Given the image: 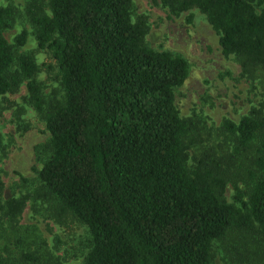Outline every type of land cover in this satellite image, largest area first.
I'll list each match as a JSON object with an SVG mask.
<instances>
[{
    "label": "trees",
    "instance_id": "16d2710c",
    "mask_svg": "<svg viewBox=\"0 0 264 264\" xmlns=\"http://www.w3.org/2000/svg\"><path fill=\"white\" fill-rule=\"evenodd\" d=\"M160 3L173 16L197 8L222 52L264 86V0ZM24 13L31 31L10 43L3 31L17 11L0 2V99L24 85V104L45 124L33 201L84 226L81 264H217V256L264 264V99L237 121L223 119L225 148L206 144L201 118L181 116L174 102L186 58L145 43L147 22L133 0H25ZM28 34L49 64L18 51ZM44 66L54 73L49 92L38 78ZM30 198L11 196L0 210L15 223ZM22 257L0 254V264L41 255Z\"/></svg>",
    "mask_w": 264,
    "mask_h": 264
},
{
    "label": "rangeland",
    "instance_id": "374dc122",
    "mask_svg": "<svg viewBox=\"0 0 264 264\" xmlns=\"http://www.w3.org/2000/svg\"><path fill=\"white\" fill-rule=\"evenodd\" d=\"M0 2L14 5L17 11L14 24L3 31L6 40L13 43L14 36L22 29L31 31L24 13L25 0ZM133 2L135 14L144 15L147 22L145 43L157 50L181 54L188 62V75L174 92V102L180 115H198L203 121L198 124L203 131L204 142L224 145L225 135L219 128L221 122L224 118L239 120L264 99L261 79L243 75L234 57L222 52L219 35L197 8L173 16L162 7L160 0ZM36 48L34 37L28 34L18 51H32L39 65L49 64L48 54ZM52 77L54 79V73L42 67L38 78L48 85L45 92L51 90ZM25 94L26 88L21 85L18 91L8 95L9 101L0 99V135L4 144L0 151L3 183L0 204L27 191L31 195L15 223H11L0 210V254L25 263L23 253L36 251L41 257L35 264H81L88 238L84 226L67 217L58 221L57 217L50 215L46 200L33 201L35 186L32 180L36 175L35 169L40 166L35 146L47 139L48 132L33 108L24 104L22 97ZM10 101L17 102L20 107ZM20 177L31 181L22 184ZM232 193L233 187L228 184L225 190L228 201H231ZM217 264H223L218 256Z\"/></svg>",
    "mask_w": 264,
    "mask_h": 264
}]
</instances>
